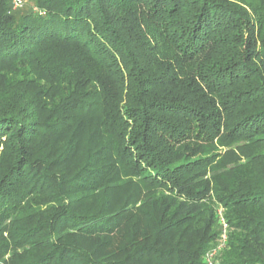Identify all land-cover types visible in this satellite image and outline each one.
I'll use <instances>...</instances> for the list:
<instances>
[{"label":"trees","instance_id":"16d2710c","mask_svg":"<svg viewBox=\"0 0 264 264\" xmlns=\"http://www.w3.org/2000/svg\"><path fill=\"white\" fill-rule=\"evenodd\" d=\"M220 211L264 264V0H0V264H207Z\"/></svg>","mask_w":264,"mask_h":264},{"label":"built area","instance_id":"2783aa9c","mask_svg":"<svg viewBox=\"0 0 264 264\" xmlns=\"http://www.w3.org/2000/svg\"><path fill=\"white\" fill-rule=\"evenodd\" d=\"M29 1L31 0H11V5L14 10H19L24 8ZM34 10L37 11V9ZM219 216H220V224L222 226L221 239L217 247L212 249V251L207 254L206 256L207 264H220L218 261V256L226 248V244L228 242L229 225L226 222V220L223 218L221 211L219 212Z\"/></svg>","mask_w":264,"mask_h":264},{"label":"rangeland","instance_id":"374dc122","mask_svg":"<svg viewBox=\"0 0 264 264\" xmlns=\"http://www.w3.org/2000/svg\"><path fill=\"white\" fill-rule=\"evenodd\" d=\"M30 6H31V1H29L23 9L30 7Z\"/></svg>","mask_w":264,"mask_h":264}]
</instances>
